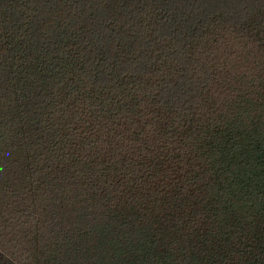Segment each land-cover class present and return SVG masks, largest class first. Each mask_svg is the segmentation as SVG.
Here are the masks:
<instances>
[{"label":"trees","instance_id":"1","mask_svg":"<svg viewBox=\"0 0 264 264\" xmlns=\"http://www.w3.org/2000/svg\"><path fill=\"white\" fill-rule=\"evenodd\" d=\"M0 264H264V0H0Z\"/></svg>","mask_w":264,"mask_h":264}]
</instances>
